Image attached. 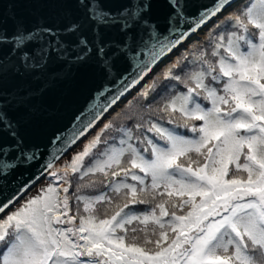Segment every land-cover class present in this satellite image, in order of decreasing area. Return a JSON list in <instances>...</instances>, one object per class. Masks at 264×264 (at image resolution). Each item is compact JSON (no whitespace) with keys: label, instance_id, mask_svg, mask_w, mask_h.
<instances>
[{"label":"snow or ice","instance_id":"1","mask_svg":"<svg viewBox=\"0 0 264 264\" xmlns=\"http://www.w3.org/2000/svg\"><path fill=\"white\" fill-rule=\"evenodd\" d=\"M68 2L93 39H82L83 23L74 20L56 38L76 43L61 40L49 51L74 64L95 59L106 80L117 60L135 53V75L121 77L122 87L103 85L104 103L51 140L58 147L49 153L26 145L21 122L0 106V264H264V0L239 11L235 0H214L194 16L190 0H167V34L151 20L152 0H126L116 12L107 0ZM213 18L206 46L145 83L134 112L117 113L89 136L162 57ZM5 23L0 13V81L8 71H44L49 53L26 49L53 29L17 24L9 35ZM102 28L121 39L106 40ZM34 164L33 176L9 187V176ZM41 178L47 185L27 196Z\"/></svg>","mask_w":264,"mask_h":264},{"label":"water","instance_id":"2","mask_svg":"<svg viewBox=\"0 0 264 264\" xmlns=\"http://www.w3.org/2000/svg\"><path fill=\"white\" fill-rule=\"evenodd\" d=\"M243 1L235 0V6ZM125 3L126 0H107L104 7L116 12L125 7ZM213 3L214 0H190L188 13L190 16L197 15L198 10L208 8ZM169 11L167 0H152L151 20L159 24V30L164 34H167ZM0 13L6 21L4 27L9 35L15 31L17 24H22L28 31L45 27L53 29L52 36L41 33V38L30 43L26 49L30 54L34 51L39 53L41 48L49 53L50 59L47 61L45 70L20 76L11 71L5 73L2 81H0V87L3 90V95L0 96V106L5 107L9 116L21 122V132L26 145L36 146L42 153L55 151L58 143L53 145L50 143L51 140L56 136H67L76 125L87 122L91 115L89 109L94 102L104 103L105 97L97 98V92L103 85L108 84L109 87H112L115 84L117 87H122L119 84L121 77H127L124 81L127 83L135 75L133 65L136 63V54L132 53L128 59L121 57L117 60L111 76L106 80L95 59L83 65L74 64L65 62L64 57L58 56L56 52L49 51V49H54L61 40L66 42V47L76 43L77 38L75 36L62 34L59 39L56 38V33H62L65 26L74 20H80L83 23L81 38L93 39L91 26L84 23L82 13L76 10L75 5L69 3L68 0H0ZM214 22L215 18L199 29L198 34H192L170 53L162 57L153 66L148 76L141 81V84L126 93L120 102L96 124L89 135L110 114L134 95L148 78L153 76L183 47L204 33ZM100 31L104 33L106 40L121 39L115 28H102ZM12 59L15 63H19L18 60H15V57ZM86 138L77 142L65 156ZM5 143H10V141L5 138ZM9 160H11L10 157ZM36 171L35 164L29 167H19L16 173L9 176L11 182L9 187L15 188L22 180L33 176ZM20 173H23V175H19ZM43 180L44 178H41L37 181L29 192Z\"/></svg>","mask_w":264,"mask_h":264},{"label":"trees","instance_id":"3","mask_svg":"<svg viewBox=\"0 0 264 264\" xmlns=\"http://www.w3.org/2000/svg\"><path fill=\"white\" fill-rule=\"evenodd\" d=\"M250 2H252V0H245V1L241 2L240 4H238L233 10L239 11V9L242 5H247ZM213 25L209 29H207L204 33H202L198 38L193 40L189 45H187L182 50H180L173 57L172 60L168 61L165 65H163L152 77L147 79L144 82V84L150 83L153 79H156L157 77H159L161 75V73H163L164 70L169 65H171L174 61H176L178 59H182L184 55H188L189 58H191L194 53L199 51L202 47L206 46L207 41H206L205 37L207 36L208 32L213 28ZM215 31L219 32L220 28H216ZM136 94H137V92L127 102H125L121 107H119L114 113H112L91 135H94L96 133V131L104 125V123L113 119V117H116L117 113H121L123 115L124 113L134 112L136 106L140 102L139 99L137 98ZM83 145H84V141L76 149H74L71 153H69L66 157L62 158V160L60 162L62 163L64 160H70L72 155H74L76 152H79L83 148ZM47 183H48V181L44 179L27 196H35L39 192L40 188L45 187L47 185ZM141 207H144V206H141Z\"/></svg>","mask_w":264,"mask_h":264},{"label":"rangeland","instance_id":"4","mask_svg":"<svg viewBox=\"0 0 264 264\" xmlns=\"http://www.w3.org/2000/svg\"><path fill=\"white\" fill-rule=\"evenodd\" d=\"M128 100H129V99H128ZM128 100H127V101H128ZM127 101H126V102H127ZM124 103H125V102H124ZM79 145H80V144H79ZM79 145H78V146H79Z\"/></svg>","mask_w":264,"mask_h":264},{"label":"bare ground","instance_id":"5","mask_svg":"<svg viewBox=\"0 0 264 264\" xmlns=\"http://www.w3.org/2000/svg\"><path fill=\"white\" fill-rule=\"evenodd\" d=\"M64 158V157H63Z\"/></svg>","mask_w":264,"mask_h":264}]
</instances>
